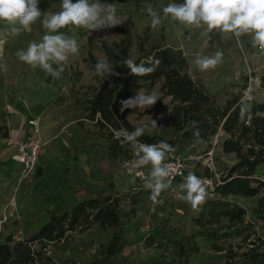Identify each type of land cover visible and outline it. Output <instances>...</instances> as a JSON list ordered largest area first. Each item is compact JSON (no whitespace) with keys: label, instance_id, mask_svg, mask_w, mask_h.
Here are the masks:
<instances>
[{"label":"trees","instance_id":"obj_1","mask_svg":"<svg viewBox=\"0 0 264 264\" xmlns=\"http://www.w3.org/2000/svg\"><path fill=\"white\" fill-rule=\"evenodd\" d=\"M60 2L39 0L38 6L42 12H55L59 11ZM117 2L147 17L149 4L159 5L170 0ZM131 30L129 21L118 29V40L101 44V52L113 63L117 75L104 80L92 67L93 79L98 83L93 93L80 95L75 91L82 75L80 71L66 74L69 100L76 111L72 121L80 130L86 124L96 130L110 162L128 164L135 159L133 150L130 145L122 146L113 133L121 128L132 131L126 119L132 109L121 112L120 101L133 97L139 88L161 82L162 92L170 98L167 124L173 138L144 135L140 141L154 144L163 140L179 151L197 142L209 144L220 129L224 133L219 144L221 152L233 155L235 163L225 167L220 183L212 191L207 189L208 199L199 211L185 201H174L173 192L160 196V202L154 203L149 198L150 190L144 188L138 177L123 194L116 193L114 185L109 183L101 194L82 198L71 207L54 204L38 212L21 209L18 215L23 237L21 232L11 229L10 219L1 225L0 264H61L54 251L66 248L73 236L93 229L102 235V241L95 249L91 264H116L125 248L132 244L129 237L139 233L136 218L147 202L153 204L152 225L142 236L141 247L152 251L154 256L146 264H264V230L257 229L259 224L264 225V183L260 180L264 178V74L258 79V97L243 99L247 79L236 92L229 88L211 95L188 74V63L182 52L168 46L162 33L157 39L144 37L133 45ZM33 40L39 41L33 32L5 40L6 57L13 60L9 70L14 78L22 66L16 52ZM126 58L137 64L143 61L146 66H150L149 61L152 65L156 60L160 63L155 65L153 73L138 77L123 65ZM64 102L65 98L60 95L52 105ZM5 118V94L0 91V140L9 139ZM191 121L198 122V136L193 134ZM137 171L146 173L150 167ZM67 174L65 171L64 175ZM203 174L210 176L207 170ZM11 184L13 181L8 187ZM238 200L247 206L239 205ZM208 253L218 254L219 262L208 260Z\"/></svg>","mask_w":264,"mask_h":264},{"label":"rangeland","instance_id":"obj_2","mask_svg":"<svg viewBox=\"0 0 264 264\" xmlns=\"http://www.w3.org/2000/svg\"><path fill=\"white\" fill-rule=\"evenodd\" d=\"M102 3H111L117 7V15L123 22L115 27L101 28L93 32L84 29L69 31L61 29L68 35L73 32L76 35L79 44V54L70 56L68 64L60 79L53 80L46 76L39 67L33 69L22 62L21 69L17 77H13L9 68L11 66L10 58L6 57L4 49L6 39L18 36H12L7 33V25L0 22V91L5 94L16 95L19 92L21 83H29L33 78H37L43 86L44 91H38V101L43 103V113L35 117L40 118L41 138L46 142V147L42 149L36 171L26 180L18 183V170L8 169L11 159L7 155L4 161H0V219L5 217L10 219V227L13 231L22 233L19 211L21 209L30 212H38L41 209H48L54 204H60L63 207H71L82 198L95 197L101 194L103 187L109 183L114 185L115 192L125 193L129 187L135 184V178H139L144 185V177L149 174L137 170L129 171L126 164L112 163L105 154L104 148L97 139L96 130L89 124H86L80 130L72 117L76 115L68 96L70 85L67 83L66 74L73 75L76 71L81 72V77L75 85V91L80 95L91 94L98 87V83L93 79L92 67L97 62V58L104 57L100 50L102 43L110 44L118 40V29L131 22L132 25V43L135 45L144 37L157 39L159 33H162L168 46L178 49L182 52L188 63V74L199 81L211 95H217L220 92L234 88L233 92L247 79L246 89L243 92V99H249L252 95L260 96L257 91L258 79L264 74V52L258 48H253L250 37L243 36L239 40L231 34H210V38L202 33L200 29H189L177 22L165 20L163 25L157 29L150 26V17H144L132 12L128 7L120 4L117 0H101ZM168 3L152 5L154 9L162 8ZM38 38L45 34L46 30L38 20L32 25V31ZM216 51L223 52L222 62L214 69L208 71H199L194 64L197 56H211ZM13 61V60H11ZM111 63V61L109 60ZM49 81L47 83L46 81ZM26 84V87H28ZM161 82L153 86H144L146 91L157 90L160 99L145 111L132 109L126 116L132 131L142 122L156 121L157 128L146 133L147 136L156 135L163 139L173 138L171 128L167 124L168 110L171 107L170 98L166 97L161 90ZM63 96L65 102L61 105H52L58 96ZM44 101V102H43ZM166 104H165V103ZM7 105L5 101V106ZM26 122V119L23 120ZM66 127L69 136L58 135L59 130ZM224 136L216 139L211 138L210 143L202 145L200 142L193 146L179 150L174 149L170 154L182 157L184 159L192 158L195 155H202L210 149L214 142L219 140L214 147L213 160L217 172H222L225 167H230L235 163L233 155H225L219 147ZM6 145L0 144L2 149ZM192 160L187 162V171L182 178L178 179L172 187L176 191L168 190L161 193V196H168L174 193V201L183 203V193L179 190V185L184 182V177L190 172L193 165ZM196 170L202 173L200 165L196 164ZM65 171H68L67 175ZM13 181L7 190L8 183ZM178 195L180 198H178ZM14 200V207L11 205ZM239 205L247 206L244 201L238 200ZM153 204L147 202L144 210L137 215L136 225L139 227V233L130 236L131 245L122 253V256L116 261V264H146L148 259L154 256V253L141 247L142 236L152 225L151 211ZM187 228L189 226L187 224ZM258 231L264 230V225H258ZM20 237H23L20 234ZM102 241V235L94 229L88 233L75 235L71 238L66 248L54 251L55 257L61 264H91L95 249ZM208 260L219 262V255L214 253L207 254Z\"/></svg>","mask_w":264,"mask_h":264},{"label":"clouds","instance_id":"obj_3","mask_svg":"<svg viewBox=\"0 0 264 264\" xmlns=\"http://www.w3.org/2000/svg\"><path fill=\"white\" fill-rule=\"evenodd\" d=\"M39 0H0V22L6 24L7 33L18 36L21 32H31L32 25L38 20L46 30L39 41H30L26 48L17 50L19 61L35 69L39 67L46 76L53 80L60 79L65 71L70 56L79 54V44L75 33L68 35L61 29L69 31L84 29L89 32L101 28L115 27L123 22L117 15V7L101 0H61L59 11H44L39 8ZM150 17V26L157 29L165 20L177 22L189 29H200L204 35L231 34L237 40L243 36L250 37L253 48L264 52V0H170L162 8L154 9L152 5L146 7ZM223 59V52L216 51L211 56H197L194 64L199 71L214 70ZM93 66L97 76L104 80L114 72L113 63L107 56L97 58ZM123 65L130 69L131 74L143 77L155 71V65L146 66L141 61L137 64L133 59L126 58ZM160 94L157 90L146 91L137 89L133 97L120 101V111L135 109L145 111L152 107ZM165 103V102H164ZM166 104V103H165ZM171 112V109L169 108ZM194 135H199L198 122L191 121ZM157 128L156 121L142 122L133 131L126 128L113 130L114 139L123 145H130L135 159L128 170L150 167L149 174L144 177V188L150 190V199L159 203L162 192L172 190V176L169 166L165 163L169 154L174 151L172 145L165 141L146 144L140 138ZM128 167V164L125 165ZM179 190L182 199L193 210L199 211L206 203L209 192L204 182L193 172L184 177Z\"/></svg>","mask_w":264,"mask_h":264},{"label":"built area","instance_id":"obj_4","mask_svg":"<svg viewBox=\"0 0 264 264\" xmlns=\"http://www.w3.org/2000/svg\"><path fill=\"white\" fill-rule=\"evenodd\" d=\"M27 126L30 130L29 139L25 141H17L13 143L15 147V154L13 156V159L21 166L18 174V183L32 176V174L36 170L41 151L43 148L46 147V142H44L40 134V119L36 117L28 119ZM59 134L63 136H69L66 127H62L59 130L58 135ZM219 136H224V133L220 129L217 130V133L214 135V137L218 139ZM3 143L5 145L11 144L10 141L0 140V144ZM218 143L219 140L215 141L213 146L210 149H208L206 152H204L202 155H195L194 157L188 158L187 160L182 157L173 156L169 154L165 163L169 166L171 171L172 185L178 179L183 177V175L187 171V162L189 160H192L193 165L190 168V172H193L196 176H198L204 182L206 188L212 191L213 188L220 183V179L222 176V172L219 171L217 172L213 160V156L215 152L214 147L217 146ZM196 164L200 165L203 171L202 173H199L198 170H196ZM205 170L209 172L210 176H206L203 174ZM260 180L262 183H264V178H261ZM178 198H180L179 195ZM11 205L14 207V200H12ZM248 218L249 215L247 214L246 219ZM17 220H19V218H17ZM7 221L8 219H6L5 217H2L0 219V229L2 223H6Z\"/></svg>","mask_w":264,"mask_h":264},{"label":"crops","instance_id":"obj_5","mask_svg":"<svg viewBox=\"0 0 264 264\" xmlns=\"http://www.w3.org/2000/svg\"><path fill=\"white\" fill-rule=\"evenodd\" d=\"M30 81L31 82L29 83H21V85L19 86V92H17L15 96L9 94V96L5 98V101L7 103V105L5 106V122L9 129V139L7 141H10L11 144L6 145L2 149L0 148V161H4L6 159V156L9 155L11 161L8 164L7 168L10 170H18L17 176L19 174L21 166L13 159V156L15 154V147L13 143L29 139L30 130L27 126V120L43 113V103H40L38 101L39 96H37L38 91H44L43 86L40 84L41 82L37 78H35L34 75ZM26 84H29L27 85L28 87H26ZM24 119H26L25 123L23 122ZM7 187L5 188V190L8 189ZM1 190L2 189L0 188V192H2Z\"/></svg>","mask_w":264,"mask_h":264}]
</instances>
